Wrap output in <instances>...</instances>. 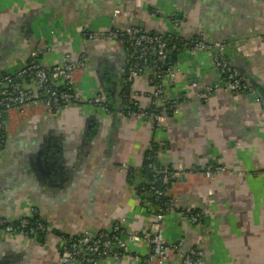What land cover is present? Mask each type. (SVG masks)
Returning <instances> with one entry per match:
<instances>
[{"label":"crops","instance_id":"0c3cea01","mask_svg":"<svg viewBox=\"0 0 264 264\" xmlns=\"http://www.w3.org/2000/svg\"><path fill=\"white\" fill-rule=\"evenodd\" d=\"M115 10L119 27L145 30H165L174 14L187 13L186 37L203 34L212 43H227L243 73L264 88V0H0V75L25 66L34 53L48 67L66 54L79 56L87 48V27L109 29ZM155 10L159 14L150 15ZM123 51L119 42L97 43L89 68L76 73L81 97L102 95L114 103L127 82ZM175 62L179 71L169 94L188 98L159 129L134 115L115 118L87 104L57 117L42 106L11 112L7 142L0 148V218L16 223L36 208L47 231L38 242L0 232V264H58L62 235L76 238L116 223L146 229L154 216L128 177L131 169L140 173L155 142L165 145L164 166L186 173L171 183L181 210H201L206 218L198 228L172 212L163 223L165 236L198 244L207 264H264V112L234 92L207 93L219 82L208 53L186 52ZM151 84H130L143 106L152 101ZM56 136L63 144V167L60 181L52 183L34 156ZM215 165L226 171L206 178L200 168ZM133 250L142 257L150 253L143 244ZM105 264L135 262L125 258ZM164 264L182 260L171 256Z\"/></svg>","mask_w":264,"mask_h":264},{"label":"built area","instance_id":"2783aa9c","mask_svg":"<svg viewBox=\"0 0 264 264\" xmlns=\"http://www.w3.org/2000/svg\"><path fill=\"white\" fill-rule=\"evenodd\" d=\"M186 16L183 14V19L180 21L172 19L174 29L166 35L151 33L141 27L123 29L116 26H113L110 31L87 33L88 40L91 42L110 40L124 46L127 55L125 62L128 85L131 84L132 79L136 82L139 80L144 84H151L147 82L151 79V105L154 110L141 108L130 115H134L140 121L152 122L157 129L166 126L170 116L178 114L182 104L188 98L185 94L177 96L169 94V85L176 80L179 71L177 62L170 63V55L176 53L181 56L186 52L193 55L209 54L216 48L219 52L212 60L219 82L215 86L206 88L207 93L211 94L217 88L234 92L245 98H251L253 102L261 106L264 112V98L257 88L226 60L224 52L228 44L225 42L208 44L203 34L196 35L197 38L186 39L182 29L185 27ZM173 17H176V14ZM175 31L182 32V36H176L173 33ZM40 55L34 53L25 66L0 75V144L5 141L4 132L11 112H24L31 106H43L53 116H59L74 105L83 104L103 110L106 114L112 113L102 95L84 99L78 93L75 75L87 68L86 54L81 55L78 60L74 59L73 55L66 54L59 64L50 67L41 64ZM132 99L138 106L137 92L133 93ZM160 146L165 148L164 144ZM148 159L151 160L150 157ZM152 167L151 164L150 168ZM182 170L180 168V171ZM154 171L155 182L151 188L143 189L140 193L135 189L138 197L144 195L152 198L153 203H146L150 210L156 207L153 221L146 229L135 231L126 228L122 223H116L105 230L94 233L89 231L80 237L61 240L62 252L58 264H105L107 260L119 262L125 258L135 264H164L171 256L180 258L182 264H207L203 249L191 247L184 253L183 238L173 241L164 234V220L172 212H178L182 220L194 227L204 225L203 211L181 210L179 197L171 195L170 182L177 179L182 172H175L171 166L154 167ZM224 171H226L224 166L215 165L207 168L204 175L210 179L220 176ZM38 214L39 211L32 208L30 215L12 224L7 219L0 218V232L8 235L21 234L38 242L47 231V226L35 218ZM134 244L148 246L149 255L140 256L133 250Z\"/></svg>","mask_w":264,"mask_h":264},{"label":"trees","instance_id":"16d2710c","mask_svg":"<svg viewBox=\"0 0 264 264\" xmlns=\"http://www.w3.org/2000/svg\"><path fill=\"white\" fill-rule=\"evenodd\" d=\"M193 37L197 38L196 36H189V37H185V38L186 39H192ZM185 38H184V40H185ZM178 44H179V42H178ZM177 56L178 55L176 53H173L172 56L170 57L171 58L170 63H176L175 60L177 59ZM125 78L127 80L128 75H125ZM133 93L134 92L131 90V85L130 84L128 85L127 83H125V85H123V92H122V105H123V107L126 108L125 111H123L124 115L126 114L127 116L131 117L132 116V115H130L131 113H134L135 111H137L138 109H141V108L142 109L148 108V109L154 110L151 103H149V107L143 106V104L140 100L138 101L139 105L136 106L135 101L132 99ZM109 107H110L112 114L115 115V118L119 117V115H122V114H119L120 112H118V113L116 112L115 106H112L111 104H109ZM112 114H110V115H112ZM164 149L165 148H162L158 142L157 143L155 142L152 145V147L149 148V150H147L146 157L144 159V163L138 169L140 171V173L138 172L140 175H138L137 170L131 169V172H130V175L128 178L130 180V184H133L139 193L143 189L151 188V185L155 182L154 181V173H155L154 167L155 168L165 167L164 164L162 163V151H164ZM149 157L151 158V160L148 159ZM151 164L153 165L152 168H150ZM172 181L170 182V184L172 183ZM139 198L143 203H145V205L147 202L153 203L152 198H150V196L140 195ZM154 206H155V204H154ZM155 208L156 207H154L153 210H150L151 214L155 213ZM35 218H37L39 221H42L47 226V224H46L47 222L45 221L43 216H41L40 211H39V214L37 215V217H35ZM12 223H15V222H11V224ZM105 229H107V228L105 227V228L99 229V230H97V232L100 230H105ZM62 236L66 237V239H69V237L67 235H62ZM40 239H42V238H40Z\"/></svg>","mask_w":264,"mask_h":264},{"label":"water","instance_id":"95a60500","mask_svg":"<svg viewBox=\"0 0 264 264\" xmlns=\"http://www.w3.org/2000/svg\"><path fill=\"white\" fill-rule=\"evenodd\" d=\"M172 19H174L175 21H180L181 19H179V18H177V17H173ZM171 23V22H170ZM168 26V25H167ZM127 27H134V26H126V27H120V28H127ZM141 27V26H140ZM144 28V27H143ZM173 26H172V24L169 26V28H165V30H156V29H146V31H148V32H151V33H158V34H163V35H166V34H168V33H171L172 31H173ZM182 29H185V27L184 28H182ZM176 36H182V32H173ZM183 36H186V35H183ZM206 37V42L208 43V44H215V43H217V42H214V43H212V42H210L209 40H208V38H207V36H205ZM87 38H88V36H87ZM97 43H98V41H95V42H91V41H89V40H87V45H86V50H85V52H83L82 54H80L79 56H77V57H74V59H77L78 60V58L81 56V55H83V54H86L87 55V57H88V66H87V68L85 69V70H87L88 68H89V66H90V64H91V62H92V56H91V51L95 48V46H97ZM232 45V44H231ZM230 47L231 46H228L227 47V49L225 50V52H224V56L226 57V60H228L229 61V63L234 67V68H236L239 72H240V74H242L243 75V77L247 80V81H249L252 85H254L256 88H257V90L259 91V93L261 94V96L264 98V88L259 84V83H257L253 78H250V76L248 75V74H244L243 73V70L241 69V67L239 66V64L237 63V62H235L234 60H233V58L231 57V55H230ZM123 48H124V46H123ZM219 52V49H215V50H213L211 53H209L208 55L210 56V58L212 59L217 53ZM126 52H125V49H124V51H123V59H124V72H125V75H126V71H127V68H126ZM172 56V54L170 55V57ZM136 81L134 80V79H132V81H131V83L133 84V83H135ZM121 94H122V90H120V92H119V94H117V97L115 96L114 97V103H112V106H114L115 104H117L118 103V99H119V102H120V104H119V106H116V112L118 113V112H123V111H125V107H123V105H122V98H120L121 97ZM111 102H108L107 104L109 105ZM43 107V106H42ZM110 108V107H109ZM47 149H45L42 153H40V154H37L36 156H34L35 157V159L37 158L38 160L39 159H42V160H48V157L46 156L47 154H48V151H46ZM58 154H61V153H59V152H57ZM37 166H38V169H39V171H42V172H45V173H47V175H50L52 172L51 171H48V170H46L43 166H42V163H40V161H37ZM185 176H186V174H183V175H180V176H178V178L177 179H184L185 178ZM135 197V196H134ZM125 221H127V222H129V221H131L129 218L127 219V218H125ZM205 222H206V220H204V224H205ZM203 226H205V225H203ZM202 226V227H203ZM191 247H193V248H201V249H203L201 246H198V244H195V245H191V246H187V245H185V248H184V253L185 252H187ZM206 260H207V258H206Z\"/></svg>","mask_w":264,"mask_h":264},{"label":"flooded vegetation","instance_id":"af4514ba","mask_svg":"<svg viewBox=\"0 0 264 264\" xmlns=\"http://www.w3.org/2000/svg\"><path fill=\"white\" fill-rule=\"evenodd\" d=\"M157 14H159V11H152L150 15L152 16H157ZM183 14H186V18L188 20V14L185 13V12H180V13H176V17L179 18V19H183ZM120 15V11L119 10H115L114 11V14L112 15L113 16V19L111 21V26L109 27V29L105 30V31H110V29L113 28V26H116V27H119L117 24H116V18ZM114 23V24H113ZM143 28V27H141ZM87 33H95V32H91V30L88 29L87 27ZM103 31V32H105ZM191 36V35H190ZM74 106H78V105H74ZM71 108V107H70ZM79 108V106H78ZM112 114V113H110ZM110 114H107L108 116H112ZM52 117H57V116H53L51 115ZM114 116V115H113ZM11 117V116H10ZM10 123H11V120L9 118V122L6 126V131L4 132V142H2L0 144V148H4L5 145H6V142H7V138H8V134H9V127H10ZM47 149L46 151H48V154L46 155L48 157V160H43L41 163H42V166L48 170V171H51L52 173L50 175H48V177L52 180L51 182L52 183H56V182H59L62 176V163H63V156L62 155V152L64 151L63 150V144L61 142V138L57 137L56 138H53L52 142L47 145L46 147H44V150ZM57 152L61 153V154H58ZM38 161V160H37ZM51 162V165L48 164V162ZM19 164V163H18ZM17 168V167H16ZM202 169L204 172L206 171L207 168H200ZM15 172L19 173V171L17 169H15ZM45 173V172H44ZM201 173H203L201 171ZM47 175V173H45ZM183 174H186L185 171H182L181 175ZM204 175V173H203ZM205 176V175H204ZM48 179V178H47ZM173 182V181H172ZM206 220V218H205ZM200 228V227H198Z\"/></svg>","mask_w":264,"mask_h":264},{"label":"rangeland","instance_id":"374dc122","mask_svg":"<svg viewBox=\"0 0 264 264\" xmlns=\"http://www.w3.org/2000/svg\"><path fill=\"white\" fill-rule=\"evenodd\" d=\"M75 78H76V75H75ZM77 89H78V87H77ZM78 93H79V91H78Z\"/></svg>","mask_w":264,"mask_h":264}]
</instances>
